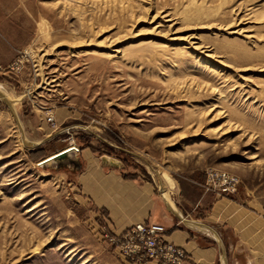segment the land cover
I'll return each instance as SVG.
<instances>
[{"label":"rangeland","instance_id":"rangeland-1","mask_svg":"<svg viewBox=\"0 0 264 264\" xmlns=\"http://www.w3.org/2000/svg\"><path fill=\"white\" fill-rule=\"evenodd\" d=\"M0 92V264H128L67 149L264 216V0H0Z\"/></svg>","mask_w":264,"mask_h":264},{"label":"crops","instance_id":"crops-1","mask_svg":"<svg viewBox=\"0 0 264 264\" xmlns=\"http://www.w3.org/2000/svg\"><path fill=\"white\" fill-rule=\"evenodd\" d=\"M82 158L79 176L87 179L96 204L109 211L114 231L138 222L159 223L168 241L185 248L187 264H264V216L208 191L189 208L166 190L125 180Z\"/></svg>","mask_w":264,"mask_h":264},{"label":"built area","instance_id":"built-area-1","mask_svg":"<svg viewBox=\"0 0 264 264\" xmlns=\"http://www.w3.org/2000/svg\"><path fill=\"white\" fill-rule=\"evenodd\" d=\"M238 178L229 172L211 169L207 189L218 194L236 192ZM164 225L154 222L132 224L111 237L128 264H187L189 254L180 245L168 241Z\"/></svg>","mask_w":264,"mask_h":264},{"label":"water","instance_id":"water-1","mask_svg":"<svg viewBox=\"0 0 264 264\" xmlns=\"http://www.w3.org/2000/svg\"><path fill=\"white\" fill-rule=\"evenodd\" d=\"M74 156H75V154L72 153V150H71V152L61 153L60 155H57V157L53 158L51 161L43 162V163H41V165L47 166V165H51L53 163H62V162L72 161L74 158L75 159L74 161H76V165H75L73 171H78V169L81 168V164L79 163L80 158L77 156L76 157H74ZM110 162H111V164H115L114 160L110 161Z\"/></svg>","mask_w":264,"mask_h":264},{"label":"bare ground","instance_id":"bare-ground-1","mask_svg":"<svg viewBox=\"0 0 264 264\" xmlns=\"http://www.w3.org/2000/svg\"><path fill=\"white\" fill-rule=\"evenodd\" d=\"M0 95H3V96H5V97L8 96L7 93L2 94L1 92H0ZM8 98H9V97H8ZM68 152H71V149H67V150H64V151H62V152H60V153H57V154H55V155H53V156L47 158L44 162L51 161L53 158L57 157V155H60L61 153H68ZM166 198H168L167 193H166ZM168 199H169V198H168Z\"/></svg>","mask_w":264,"mask_h":264}]
</instances>
